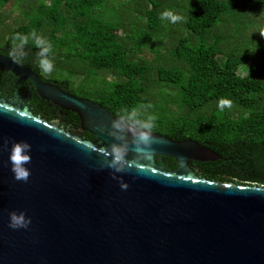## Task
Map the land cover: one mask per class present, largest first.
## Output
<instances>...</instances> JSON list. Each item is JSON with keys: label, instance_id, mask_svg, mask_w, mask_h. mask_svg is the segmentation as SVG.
Listing matches in <instances>:
<instances>
[{"label": "trees", "instance_id": "trees-1", "mask_svg": "<svg viewBox=\"0 0 264 264\" xmlns=\"http://www.w3.org/2000/svg\"><path fill=\"white\" fill-rule=\"evenodd\" d=\"M18 2L23 20L0 24L1 55L113 117L139 109L155 116L153 134L214 151L220 160L188 163L199 179L264 186V0H0V9ZM165 10L182 19L161 20ZM32 34L51 44V72ZM17 35L30 38L14 55ZM221 98L231 108L220 110ZM32 114L93 140L75 114L34 90ZM162 164L177 168L171 158Z\"/></svg>", "mask_w": 264, "mask_h": 264}, {"label": "water", "instance_id": "water-1", "mask_svg": "<svg viewBox=\"0 0 264 264\" xmlns=\"http://www.w3.org/2000/svg\"><path fill=\"white\" fill-rule=\"evenodd\" d=\"M0 72L29 82L37 96L75 114L84 141L0 99V264H264V186L199 179L189 162L221 159L193 140L153 134L147 158L133 160L121 190L100 155L113 117L0 54ZM31 145L27 182L13 178L5 143ZM155 157L177 168H158ZM120 175V174H118ZM23 211L27 229L8 227Z\"/></svg>", "mask_w": 264, "mask_h": 264}, {"label": "clouds", "instance_id": "clouds-1", "mask_svg": "<svg viewBox=\"0 0 264 264\" xmlns=\"http://www.w3.org/2000/svg\"><path fill=\"white\" fill-rule=\"evenodd\" d=\"M161 20L170 23L179 22L182 17L170 10L160 13ZM29 36L17 35L14 37L19 43L14 47L13 54H22L23 48L28 44ZM31 39L38 49L37 58L40 68L45 72H51L54 64L49 59L51 44L43 37L32 34ZM232 102L229 99L221 98L217 107L220 110L231 108ZM155 116L143 115L139 109H123L112 121L107 135L111 142L103 148L100 155L103 157L101 168L110 170L112 179L116 180L121 190H126L128 185L123 180V174L133 171L132 161L147 158L153 151L155 139L153 128L155 127ZM8 153L7 163L13 178L17 181L27 182L30 171L27 167L31 162V145L26 141H11L5 143ZM120 174V175H118ZM31 220L23 211H10L8 213V227L11 229H27Z\"/></svg>", "mask_w": 264, "mask_h": 264}, {"label": "flooded vegetation", "instance_id": "flooded-vegetation-1", "mask_svg": "<svg viewBox=\"0 0 264 264\" xmlns=\"http://www.w3.org/2000/svg\"><path fill=\"white\" fill-rule=\"evenodd\" d=\"M7 77L8 78L6 82L0 83V99L6 100V102L14 105H19L24 101V105L28 107L32 113V99H33L34 88L30 86L29 82H24L17 78L13 79L12 75L8 74ZM1 79L4 80L5 76L2 77ZM39 106H43V105L39 104ZM52 124L56 125L58 128L63 129L65 131L72 132L62 127L58 122H53ZM72 133H81V132L78 130ZM155 159L158 161V164H156L157 167L163 169L162 158L155 157Z\"/></svg>", "mask_w": 264, "mask_h": 264}, {"label": "rangeland", "instance_id": "rangeland-1", "mask_svg": "<svg viewBox=\"0 0 264 264\" xmlns=\"http://www.w3.org/2000/svg\"><path fill=\"white\" fill-rule=\"evenodd\" d=\"M22 10V2L18 3H10L4 8L0 9V24L4 26H15L18 21L23 20V16L21 15ZM239 73L244 75V69H240ZM76 82H79L77 80Z\"/></svg>", "mask_w": 264, "mask_h": 264}]
</instances>
